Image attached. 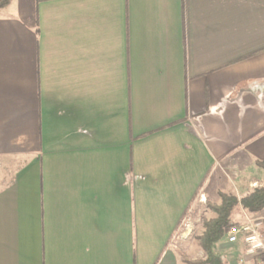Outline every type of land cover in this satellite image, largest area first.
Returning a JSON list of instances; mask_svg holds the SVG:
<instances>
[{
	"label": "crops",
	"instance_id": "crops-1",
	"mask_svg": "<svg viewBox=\"0 0 264 264\" xmlns=\"http://www.w3.org/2000/svg\"><path fill=\"white\" fill-rule=\"evenodd\" d=\"M257 161L264 0L0 9V264H183L196 197L264 186Z\"/></svg>",
	"mask_w": 264,
	"mask_h": 264
},
{
	"label": "trees",
	"instance_id": "trees-1",
	"mask_svg": "<svg viewBox=\"0 0 264 264\" xmlns=\"http://www.w3.org/2000/svg\"><path fill=\"white\" fill-rule=\"evenodd\" d=\"M10 0H0V9L6 6ZM185 5V0H184ZM257 165L264 168V162L257 161ZM221 203L207 202L208 207L216 213V217L203 220L204 231L198 237L200 246L205 252V259H193L191 256L181 253V259L188 264H226L225 259L215 252V245L221 241L232 224L231 217L235 210L242 208L250 212H259L264 209V186L256 188L251 193L238 199L232 194L220 193Z\"/></svg>",
	"mask_w": 264,
	"mask_h": 264
},
{
	"label": "rangeland",
	"instance_id": "rangeland-1",
	"mask_svg": "<svg viewBox=\"0 0 264 264\" xmlns=\"http://www.w3.org/2000/svg\"><path fill=\"white\" fill-rule=\"evenodd\" d=\"M201 196L198 195L194 200L193 204L191 205L190 210L188 211L187 215L183 219V222L179 226L176 234L174 235L173 239L170 242V246L172 249L176 251L179 255L180 260L183 264H188L181 259V253L191 256L193 259H205V252L200 246L198 237L204 231L203 220L205 218H213L216 217V213H214L210 207H208L207 202L212 200L203 198L201 200ZM239 206L236 211L240 210ZM248 221V220H247ZM226 240V236L224 239ZM227 241V240H226ZM217 244V243H216ZM221 246L215 245V252L220 254ZM229 252L228 260L230 264H239V259L232 254L233 252ZM226 264H229L226 258L224 257Z\"/></svg>",
	"mask_w": 264,
	"mask_h": 264
},
{
	"label": "built area",
	"instance_id": "built-area-1",
	"mask_svg": "<svg viewBox=\"0 0 264 264\" xmlns=\"http://www.w3.org/2000/svg\"><path fill=\"white\" fill-rule=\"evenodd\" d=\"M225 236L228 243L242 245L239 264H264V226L260 220L232 223Z\"/></svg>",
	"mask_w": 264,
	"mask_h": 264
}]
</instances>
